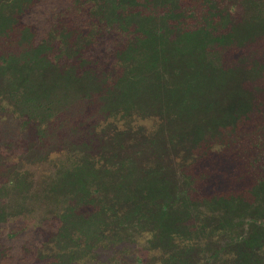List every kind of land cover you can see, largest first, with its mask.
Wrapping results in <instances>:
<instances>
[{
  "label": "trees",
  "instance_id": "obj_1",
  "mask_svg": "<svg viewBox=\"0 0 264 264\" xmlns=\"http://www.w3.org/2000/svg\"><path fill=\"white\" fill-rule=\"evenodd\" d=\"M40 1L0 0V115L31 132L0 145V226L50 163L36 188L60 222L50 264L116 241L142 243L146 264H264V177L204 197L189 171L232 136L264 144V0H236L240 15L230 0H73L39 38L24 17ZM217 46L249 53L225 65Z\"/></svg>",
  "mask_w": 264,
  "mask_h": 264
},
{
  "label": "rangeland",
  "instance_id": "obj_2",
  "mask_svg": "<svg viewBox=\"0 0 264 264\" xmlns=\"http://www.w3.org/2000/svg\"><path fill=\"white\" fill-rule=\"evenodd\" d=\"M230 2L236 5L235 13L237 14L238 8L240 15L243 7L237 4L236 0ZM71 3L73 0H41L24 19L36 27L38 37L41 38L46 34L55 17ZM258 47H263V43ZM214 53V56L218 54L223 64L228 65L238 62L241 55L249 52L244 50L240 53L238 50L217 46ZM30 136V127L24 128L14 115L8 113L0 115V145L5 148V145L12 144L8 149L9 154L15 153L17 147L21 146L13 142L18 143ZM238 136L227 138L228 142H219L213 148L206 147L202 154L196 153L194 161L190 162L192 164L189 171L196 178L198 196L246 193V190L260 177H264L263 140H259L257 147L254 143H250L249 147L246 146V141H250L251 137L246 138V133ZM32 168L35 175V186L32 191L36 194L30 192L29 198L23 200L22 212L10 217L0 226V241L7 249L3 264H50L53 259L52 252L45 246V242L51 240L60 222L54 202L47 199L45 193L38 190V186L44 174L51 175L54 172V166L45 163L40 166L33 165ZM113 244L105 242L95 250L97 253L94 259L75 264H146L147 261L156 259L153 254L144 250L142 243L134 244L129 250L121 242L116 241ZM217 248L219 249L218 246ZM207 260L206 264H214L210 259ZM203 264H205L204 260Z\"/></svg>",
  "mask_w": 264,
  "mask_h": 264
}]
</instances>
